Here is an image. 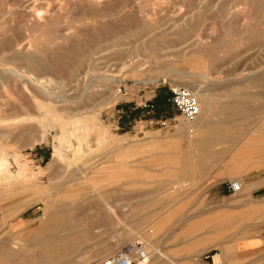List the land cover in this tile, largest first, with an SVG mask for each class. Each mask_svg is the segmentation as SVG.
I'll return each instance as SVG.
<instances>
[{"label": "rangeland", "instance_id": "374dc122", "mask_svg": "<svg viewBox=\"0 0 264 264\" xmlns=\"http://www.w3.org/2000/svg\"><path fill=\"white\" fill-rule=\"evenodd\" d=\"M169 84L201 93L192 131ZM235 101L245 126L219 119ZM255 132L264 0H0V264H88L136 237L148 264H264L250 169L221 205L200 171L262 166L264 150L243 149ZM56 215L84 242L33 260L27 238Z\"/></svg>", "mask_w": 264, "mask_h": 264}, {"label": "crops", "instance_id": "0c3cea01", "mask_svg": "<svg viewBox=\"0 0 264 264\" xmlns=\"http://www.w3.org/2000/svg\"><path fill=\"white\" fill-rule=\"evenodd\" d=\"M246 94L248 95V93H246ZM235 103L238 104V108L232 107L230 109L231 114H229V113L224 114L223 113L224 114L223 117H220V114L218 113L219 119H221V120L225 119L226 120V118L232 116L231 121L227 124L229 127L245 126V124H243L241 122H237V121L235 122V120L233 118V115L235 113L238 116V114L240 113V110H242L240 103L237 101H235ZM237 120H239V119H237ZM232 131L233 130H231V132ZM236 132H238V131H236ZM234 138H232L231 140H234ZM244 139L245 140H243V141L244 142L246 141V146H244V148H243L244 150H247V151H253V150L262 151V150H264V136H263V134H259V133L255 132V133H252L249 137L244 138ZM218 154H220V152L215 151L214 153H208L207 155L216 156ZM260 165L261 164H259L258 162H252L251 166H250V165L246 164L245 161L237 160L236 158L232 157V159H229L228 161H226L223 164V166L218 167L216 170H214V169L209 170V172L206 173V171L208 170V167L210 166V164L206 163L205 165H203L200 168L201 176H203V184L205 185L204 193L206 192V194H208V195L211 194L212 198L219 200V205H221L222 198L229 195V191H228L229 189L227 187V182L230 179H228V176H230L231 174L234 175V174L238 173L239 169L247 168V170L248 169H250V170H249L248 177H246L243 180V188H244L245 194H247V195L251 194V196H263L264 195V163L262 166H260ZM199 176H200V174H199ZM215 182L217 183L216 184L218 187L217 190L215 189L216 187L213 186V183H215ZM241 186H242V182H241ZM247 207H248L247 210L249 212H252V213L259 215L257 220H255L254 222L264 221V201L258 200L255 203L247 204ZM236 209H237L236 204H234V205L230 204L229 210L232 211V210H236ZM246 241L247 242L252 241V243L258 242V240H256L254 237L246 238ZM247 242L243 243V241H242L240 244H237V246L238 247H240V246L246 247V246L251 245L250 242H248V243Z\"/></svg>", "mask_w": 264, "mask_h": 264}, {"label": "built area", "instance_id": "2783aa9c", "mask_svg": "<svg viewBox=\"0 0 264 264\" xmlns=\"http://www.w3.org/2000/svg\"><path fill=\"white\" fill-rule=\"evenodd\" d=\"M167 94V100L178 110L188 130L192 131L193 124L201 109L196 95L193 91L180 84H169ZM146 106H152V103L148 102ZM160 124L162 126H170V121L161 120ZM228 188L232 193H235L240 191L241 184L237 179H233L228 182ZM148 259L149 253L146 250V242L136 237L105 257L92 261L90 264H146Z\"/></svg>", "mask_w": 264, "mask_h": 264}, {"label": "bare ground", "instance_id": "6f19581e", "mask_svg": "<svg viewBox=\"0 0 264 264\" xmlns=\"http://www.w3.org/2000/svg\"><path fill=\"white\" fill-rule=\"evenodd\" d=\"M12 71L15 72V70H12ZM16 74H17V72H16ZM21 76L26 78V79H29V81L34 82V80H32L26 74H22ZM43 82L44 81L41 80L39 82H34V83L36 85H38L42 89V91L45 90V91H48L47 92L48 94L51 93V92H49L50 89L47 90L48 88H45V86L42 87L41 84ZM195 93H196V95L201 96V93H198V92H195ZM49 95H51V94H49ZM200 111H201V109H200ZM97 196H102V195H101V193H98ZM110 210L113 212L112 208ZM59 212H60V210H59ZM68 221H70V220H68V219L65 220V218L63 216H59V215H56V217H48L44 221V224L42 227H40L37 230L32 231V233L30 234V237L27 238V240H28L27 248L28 249H32L33 247L37 248L36 251L33 252V255H34L33 259L36 258V256H37L39 259L45 261L46 257H48V256L50 258H53V257L59 255L60 252H67V250H72L75 246L84 242L85 236H83V237L81 236L79 238L78 236L75 235V232L72 231V229L75 227L74 223L69 224V225L66 224V226L64 225ZM146 250L148 252L147 247H146ZM148 262H149V259H148L146 264H148ZM90 263H88V264H90Z\"/></svg>", "mask_w": 264, "mask_h": 264}]
</instances>
